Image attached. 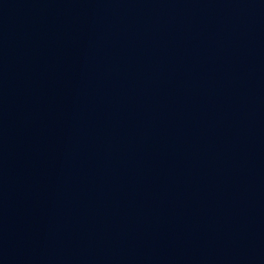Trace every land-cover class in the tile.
<instances>
[{
	"label": "water",
	"instance_id": "95a60500",
	"mask_svg": "<svg viewBox=\"0 0 264 264\" xmlns=\"http://www.w3.org/2000/svg\"><path fill=\"white\" fill-rule=\"evenodd\" d=\"M0 264H264V0H0Z\"/></svg>",
	"mask_w": 264,
	"mask_h": 264
}]
</instances>
